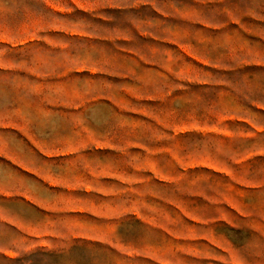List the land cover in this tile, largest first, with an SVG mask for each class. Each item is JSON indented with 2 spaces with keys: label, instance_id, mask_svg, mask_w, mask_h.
<instances>
[{
  "label": "rangeland",
  "instance_id": "obj_1",
  "mask_svg": "<svg viewBox=\"0 0 264 264\" xmlns=\"http://www.w3.org/2000/svg\"><path fill=\"white\" fill-rule=\"evenodd\" d=\"M0 264H264V0H0Z\"/></svg>",
  "mask_w": 264,
  "mask_h": 264
}]
</instances>
